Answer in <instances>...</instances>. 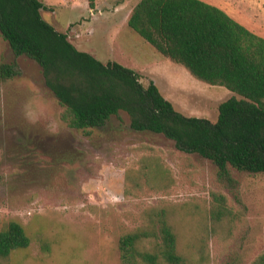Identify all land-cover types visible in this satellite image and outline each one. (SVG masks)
<instances>
[{"label":"rangeland","instance_id":"374dc122","mask_svg":"<svg viewBox=\"0 0 264 264\" xmlns=\"http://www.w3.org/2000/svg\"><path fill=\"white\" fill-rule=\"evenodd\" d=\"M41 1L49 6L43 18L78 49L139 71L145 85L154 81L187 115L216 120L219 104L234 95L195 78L135 32L128 18L139 0ZM204 1L264 37V0ZM0 61L16 62L18 71L0 83V229L17 219L31 237L7 264H123V229L164 205L183 214L186 242L198 246L206 231L201 264H251L264 252V172L232 169L239 186L231 191L217 182L210 160L162 134L133 130L124 112L87 136L60 118L40 66L15 56L1 32ZM145 168L166 173L167 187L142 176ZM212 191L225 194L232 211L216 225L209 219Z\"/></svg>","mask_w":264,"mask_h":264},{"label":"trees","instance_id":"16d2710c","mask_svg":"<svg viewBox=\"0 0 264 264\" xmlns=\"http://www.w3.org/2000/svg\"><path fill=\"white\" fill-rule=\"evenodd\" d=\"M42 9L49 6L41 0H0V32L15 56L40 66L68 127L89 136L124 112L133 130L162 134L179 150L210 160L217 167V182L231 191L239 186L232 169L264 172L263 36L204 0H139L133 7L128 25L157 51L195 78L234 93L219 104L212 120L178 110L154 81L145 85L139 71L78 49L67 33L43 18ZM16 66L0 61V83L17 75ZM140 173L167 187L169 177L161 169ZM211 197L209 219L216 225L232 211L225 194L212 191ZM143 215L141 224L120 235L123 264L203 262L205 230L195 246L184 240L179 226L183 214L174 206H152ZM30 244L24 223L9 220L0 229V264ZM251 264H264V252Z\"/></svg>","mask_w":264,"mask_h":264},{"label":"crops","instance_id":"0c3cea01","mask_svg":"<svg viewBox=\"0 0 264 264\" xmlns=\"http://www.w3.org/2000/svg\"><path fill=\"white\" fill-rule=\"evenodd\" d=\"M213 4V3H212ZM159 52V51H158Z\"/></svg>","mask_w":264,"mask_h":264}]
</instances>
